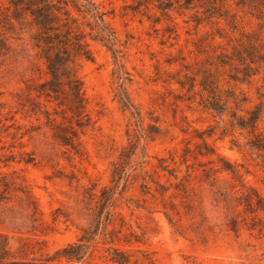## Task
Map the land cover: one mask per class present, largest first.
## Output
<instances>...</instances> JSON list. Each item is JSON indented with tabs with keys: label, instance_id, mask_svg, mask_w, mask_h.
Returning <instances> with one entry per match:
<instances>
[{
	"label": "rangeland",
	"instance_id": "374dc122",
	"mask_svg": "<svg viewBox=\"0 0 264 264\" xmlns=\"http://www.w3.org/2000/svg\"><path fill=\"white\" fill-rule=\"evenodd\" d=\"M93 1L117 42L89 40L93 60L79 75L91 123L77 150L54 137L43 113L23 109L26 84L42 82L44 66L27 25L0 24V174L25 190L0 201L10 258L46 260L86 234L84 260L62 264H117L113 249L130 264H264V142L232 126L233 113L249 116L264 102V72L235 79L218 58L242 32L259 31L256 20L232 8L231 29L179 3L168 17L155 1ZM217 70L223 95L247 103L205 107L202 82ZM256 133L264 138V110Z\"/></svg>",
	"mask_w": 264,
	"mask_h": 264
},
{
	"label": "trees",
	"instance_id": "16d2710c",
	"mask_svg": "<svg viewBox=\"0 0 264 264\" xmlns=\"http://www.w3.org/2000/svg\"><path fill=\"white\" fill-rule=\"evenodd\" d=\"M152 1H155L157 8L168 17L170 9L175 3H179L181 8L202 9L204 14L208 15V19L214 17L224 19L231 29H237L239 23L238 14L232 8L252 17L256 20L259 31L242 32L241 38L235 39L233 51L221 52L218 58L222 66L229 65L236 71L235 79H239L238 75L241 73L251 82L253 76L264 72V41L261 37L264 30V0H183V4L182 0H147ZM0 16L2 17L0 24L9 32L15 30L17 25H27L30 28L33 32L31 37L33 48L44 66V80L26 84L25 101L21 103L23 109L34 114L43 113L54 137L63 145L77 150L80 134L91 123L79 68L83 61L93 60L89 40L99 41L112 48L116 46L117 38L108 19L109 13L93 0H7V4H0ZM197 22L202 23L201 19ZM1 35L0 32V50H5L7 41ZM219 73V70L215 73H205L202 85L209 93L205 107L215 111H226L231 100L237 107L241 103H247L249 101L247 97L239 98L234 91H225L223 95ZM178 83L183 86L182 82ZM2 95L0 85V100ZM260 97L263 98L264 94H260ZM50 107H53V113ZM263 110L264 102H261L258 109L246 110L249 116L233 113L232 126L236 124L241 129L249 130L256 142L263 143L262 135L256 133ZM3 127L5 124L0 130ZM254 145L260 147L258 146L260 144ZM211 170L205 168L203 171L209 175ZM223 171L231 172L239 178L238 172L232 166H225ZM180 185L184 187V184ZM12 190L25 194L22 186H17L15 182L0 174V201L7 199ZM249 207L252 208V203H249ZM90 240L91 238L85 234L77 243L58 251L49 259L18 261L10 258L7 238L0 235V264H50V261L62 264V260L81 262L88 252L84 241ZM111 255L117 264L131 262V256L118 249H113Z\"/></svg>",
	"mask_w": 264,
	"mask_h": 264
}]
</instances>
